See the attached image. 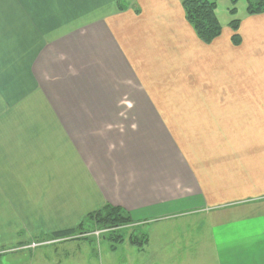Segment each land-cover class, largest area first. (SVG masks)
<instances>
[{"label":"crops","instance_id":"1","mask_svg":"<svg viewBox=\"0 0 264 264\" xmlns=\"http://www.w3.org/2000/svg\"><path fill=\"white\" fill-rule=\"evenodd\" d=\"M183 1L0 0V250L110 205L133 232L199 220L207 264H264V13L204 44ZM142 236L152 264L207 262Z\"/></svg>","mask_w":264,"mask_h":264},{"label":"rangeland","instance_id":"2","mask_svg":"<svg viewBox=\"0 0 264 264\" xmlns=\"http://www.w3.org/2000/svg\"><path fill=\"white\" fill-rule=\"evenodd\" d=\"M217 17L220 22L226 23L234 19L240 20L245 14L247 3L245 0L238 1L234 6L230 0H216ZM232 7L236 8V13L230 15L228 10ZM193 227L182 229V224L179 221L163 224L164 229L153 233V226H143L131 230H121L119 235L128 236L144 234L151 238L153 245L161 243H168L173 241L189 242L192 245V252L188 250L177 251L181 254V258H185L194 262L199 260L202 256L201 251H207L209 261L210 247L208 249H201V244L205 239H210V231L200 224L199 220L193 219ZM173 227V228H172ZM167 228H172L167 231ZM185 230H188L187 232ZM105 230H96L92 233L79 236L87 240H71L66 244H55V241L45 239L43 241H33L27 244V249L13 248L11 250H0V264H152L155 259L151 260V255L145 253L137 254L136 250H131L130 247L124 243L120 244L109 238ZM105 235V236H104ZM108 236V237H107ZM170 240V241H169ZM187 240V241H186ZM209 243V242H208ZM47 245V246H46ZM135 249V248H132ZM131 252V253H130ZM179 257V256H178ZM194 264V263H192Z\"/></svg>","mask_w":264,"mask_h":264},{"label":"trees","instance_id":"3","mask_svg":"<svg viewBox=\"0 0 264 264\" xmlns=\"http://www.w3.org/2000/svg\"><path fill=\"white\" fill-rule=\"evenodd\" d=\"M119 11L128 8L130 0H116ZM240 0H230L234 6ZM247 3L245 14L254 16L264 13V0H245ZM182 8L186 22L193 29L196 37L204 44H210L221 36L222 26L217 17L216 0H184ZM236 8L232 7L228 10L232 16L236 13ZM240 20H232L228 23L233 35L231 37L232 44L237 46L240 43L238 35ZM131 221L128 214L121 208L105 205L102 209L95 213L87 215L76 229L63 232L53 233L48 237L50 240H87L80 238L87 233L96 230H105L109 234V238L117 243L123 244L128 242L131 246L142 249L147 244L145 236L128 235L122 236L118 232L121 230H129ZM106 234V235H107ZM105 236V235H104ZM107 236V237H108Z\"/></svg>","mask_w":264,"mask_h":264},{"label":"built area","instance_id":"4","mask_svg":"<svg viewBox=\"0 0 264 264\" xmlns=\"http://www.w3.org/2000/svg\"><path fill=\"white\" fill-rule=\"evenodd\" d=\"M60 241H62V240H55V242H60Z\"/></svg>","mask_w":264,"mask_h":264}]
</instances>
